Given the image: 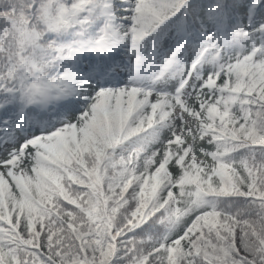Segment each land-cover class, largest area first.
I'll use <instances>...</instances> for the list:
<instances>
[{
  "label": "snow or ice",
  "instance_id": "6c2138e0",
  "mask_svg": "<svg viewBox=\"0 0 264 264\" xmlns=\"http://www.w3.org/2000/svg\"><path fill=\"white\" fill-rule=\"evenodd\" d=\"M0 264H264V0H0Z\"/></svg>",
  "mask_w": 264,
  "mask_h": 264
}]
</instances>
